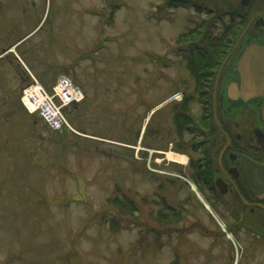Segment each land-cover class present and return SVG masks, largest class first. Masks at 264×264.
I'll return each mask as SVG.
<instances>
[{"label":"rangeland","instance_id":"1","mask_svg":"<svg viewBox=\"0 0 264 264\" xmlns=\"http://www.w3.org/2000/svg\"><path fill=\"white\" fill-rule=\"evenodd\" d=\"M188 1L0 0V264H264V241L165 178L189 171L186 116L205 126L191 79L222 58L209 0ZM28 71L83 90L64 110L72 130L23 109Z\"/></svg>","mask_w":264,"mask_h":264},{"label":"flooded vegetation","instance_id":"2","mask_svg":"<svg viewBox=\"0 0 264 264\" xmlns=\"http://www.w3.org/2000/svg\"><path fill=\"white\" fill-rule=\"evenodd\" d=\"M218 1L221 4L212 5ZM179 2L183 6L190 3L188 0ZM208 2L210 27L218 26V21L222 24L219 30L221 43L217 47L222 58L219 63L216 61L211 65L213 70L217 67L215 73L208 71V75L199 81L200 85L197 79H191V101L198 104L200 110L197 113L205 126L192 124L191 128V122L187 126L192 129L187 131L189 141L187 148H184L188 153V173L184 171L185 173L177 172L172 175L165 172V178L174 184L183 179L179 182L189 188L187 198H194L213 217H216L215 210L222 208L232 220L228 227L230 231H243L256 242H262L264 0ZM214 17L217 21H214ZM235 87L236 93L233 90ZM189 119L191 120V116ZM188 175L189 180L185 177ZM163 185L165 188L166 184ZM182 186L180 185L181 188ZM160 201L164 205L163 210L161 209L164 219L167 200L160 196ZM206 204L215 215L206 208ZM174 216L178 217V213L173 212V218ZM162 219L160 218V222ZM158 228L166 231L165 227ZM208 231L209 229H204L206 236L212 233ZM226 232L223 227L221 233L217 234L223 236Z\"/></svg>","mask_w":264,"mask_h":264},{"label":"built area","instance_id":"3","mask_svg":"<svg viewBox=\"0 0 264 264\" xmlns=\"http://www.w3.org/2000/svg\"><path fill=\"white\" fill-rule=\"evenodd\" d=\"M84 98L82 90L69 77L62 75L48 91L35 77L23 88L22 106L29 113H37L53 130H72L64 108Z\"/></svg>","mask_w":264,"mask_h":264},{"label":"trees","instance_id":"4","mask_svg":"<svg viewBox=\"0 0 264 264\" xmlns=\"http://www.w3.org/2000/svg\"><path fill=\"white\" fill-rule=\"evenodd\" d=\"M115 1V0H114ZM118 6H120V4L119 3H117V4H114L113 3V5L111 6V14L110 15H114V12L116 11V9L118 8ZM110 21L111 20H109V23H110ZM183 35V34H182ZM182 35H181V37H182ZM185 36V35H184ZM185 58H186V60H188L189 62V66L191 67V64L190 63H193L194 62V60H193V57H192V55H190V54H188V53H186V55H185ZM188 66V67H189ZM191 70H192V72H195L194 71V68H193V64H192V67H191ZM197 78H198V76H197ZM185 101V103L187 104V102H186V100H184ZM187 118H186V120H187V126H189V116H186ZM133 202L134 201H132V200H129V198H124L122 201H120V200H117V199H115V204L119 207V209L121 210V211H127V210H129V212L131 213V212H133L134 210H136V205H135V203L133 204ZM127 206V207H126ZM178 257V256H177ZM178 260V259H177ZM177 260H175V261H173V263L174 264H177ZM172 263V264H173Z\"/></svg>","mask_w":264,"mask_h":264},{"label":"bare ground","instance_id":"5","mask_svg":"<svg viewBox=\"0 0 264 264\" xmlns=\"http://www.w3.org/2000/svg\"><path fill=\"white\" fill-rule=\"evenodd\" d=\"M167 157L169 158V159H171L172 161H178V162H181L183 159H184V155L183 154H181V153H177V152H174V151H169L168 153H167ZM206 208L213 214V215H215L214 214V212H213V210L211 209V207L208 205V204H206Z\"/></svg>","mask_w":264,"mask_h":264},{"label":"water","instance_id":"6","mask_svg":"<svg viewBox=\"0 0 264 264\" xmlns=\"http://www.w3.org/2000/svg\"><path fill=\"white\" fill-rule=\"evenodd\" d=\"M233 90H234V91H235V93H236V90H237V88L235 87Z\"/></svg>","mask_w":264,"mask_h":264}]
</instances>
